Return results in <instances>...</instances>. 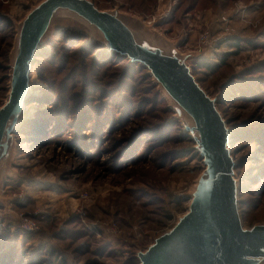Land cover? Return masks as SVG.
<instances>
[{
  "label": "rangeland",
  "instance_id": "374dc122",
  "mask_svg": "<svg viewBox=\"0 0 264 264\" xmlns=\"http://www.w3.org/2000/svg\"><path fill=\"white\" fill-rule=\"evenodd\" d=\"M41 1L0 0V107L21 24ZM93 1L194 53L229 127L243 224L264 223V0ZM60 18L35 52L0 187V264H139L188 211L204 157L143 63Z\"/></svg>",
  "mask_w": 264,
  "mask_h": 264
},
{
  "label": "water",
  "instance_id": "95a60500",
  "mask_svg": "<svg viewBox=\"0 0 264 264\" xmlns=\"http://www.w3.org/2000/svg\"><path fill=\"white\" fill-rule=\"evenodd\" d=\"M57 15L62 17L58 22L77 21L110 49L143 63L204 157L206 166L194 186L188 211L137 252L139 264H264V223L243 224L229 127L217 98L208 94L193 73L194 53L181 52L174 45L166 50L136 30L118 10L99 9L93 0H43L21 24L9 95L0 107V187L9 174L15 127L25 110L35 52Z\"/></svg>",
  "mask_w": 264,
  "mask_h": 264
},
{
  "label": "built area",
  "instance_id": "2783aa9c",
  "mask_svg": "<svg viewBox=\"0 0 264 264\" xmlns=\"http://www.w3.org/2000/svg\"><path fill=\"white\" fill-rule=\"evenodd\" d=\"M226 20V18L224 17ZM226 30H229V26H225ZM210 42V34L208 32H203L199 36L198 44L200 45H206V43Z\"/></svg>",
  "mask_w": 264,
  "mask_h": 264
},
{
  "label": "trees",
  "instance_id": "16d2710c",
  "mask_svg": "<svg viewBox=\"0 0 264 264\" xmlns=\"http://www.w3.org/2000/svg\"><path fill=\"white\" fill-rule=\"evenodd\" d=\"M132 5H134V4H132ZM235 44L238 45V42H235ZM222 61L224 62V60H222ZM217 65H219V64H210L209 63V64H207V67L212 68V67L217 66Z\"/></svg>",
  "mask_w": 264,
  "mask_h": 264
},
{
  "label": "bare ground",
  "instance_id": "6f19581e",
  "mask_svg": "<svg viewBox=\"0 0 264 264\" xmlns=\"http://www.w3.org/2000/svg\"><path fill=\"white\" fill-rule=\"evenodd\" d=\"M65 13H67V12H65V11H63V14H65ZM29 95H27L26 97H28Z\"/></svg>",
  "mask_w": 264,
  "mask_h": 264
}]
</instances>
